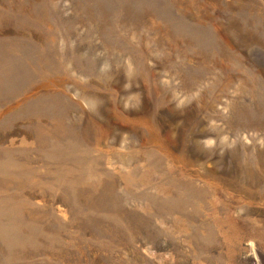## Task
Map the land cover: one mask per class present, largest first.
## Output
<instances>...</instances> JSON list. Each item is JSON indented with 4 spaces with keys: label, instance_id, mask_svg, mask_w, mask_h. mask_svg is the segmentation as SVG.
I'll list each match as a JSON object with an SVG mask.
<instances>
[{
    "label": "rangeland",
    "instance_id": "obj_1",
    "mask_svg": "<svg viewBox=\"0 0 264 264\" xmlns=\"http://www.w3.org/2000/svg\"><path fill=\"white\" fill-rule=\"evenodd\" d=\"M0 264H264V0H0Z\"/></svg>",
    "mask_w": 264,
    "mask_h": 264
}]
</instances>
